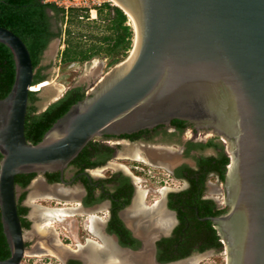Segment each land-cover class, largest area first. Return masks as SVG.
Instances as JSON below:
<instances>
[{
    "label": "water",
    "instance_id": "1",
    "mask_svg": "<svg viewBox=\"0 0 264 264\" xmlns=\"http://www.w3.org/2000/svg\"><path fill=\"white\" fill-rule=\"evenodd\" d=\"M114 1L135 24L129 66L119 68L128 59L115 66L36 145L26 138L25 122L30 94H39L33 88L45 81L35 83L25 42L0 26V43L16 65L13 87L0 100V212L10 249L0 264H23L34 254L18 212V175L63 173L96 137L132 134L174 119L213 127L230 141L228 208L201 220L212 221L223 238L226 264H264V0ZM68 249L58 251L64 264L68 258L85 264L82 250Z\"/></svg>",
    "mask_w": 264,
    "mask_h": 264
},
{
    "label": "flooded vegetation",
    "instance_id": "2",
    "mask_svg": "<svg viewBox=\"0 0 264 264\" xmlns=\"http://www.w3.org/2000/svg\"><path fill=\"white\" fill-rule=\"evenodd\" d=\"M48 16L50 17V32L53 33V37L39 61V66L44 68L41 74L45 78L46 75L43 74V71L47 67V58L50 60L55 58L56 61L60 51L65 50H61L62 28L61 25H58L61 18L55 12H53V16ZM59 63L63 64L62 55ZM69 64L74 65V62ZM45 78L40 81L45 80ZM81 87L87 96L86 87ZM35 106L38 108L37 101ZM176 120H172L169 124H160L132 134L96 137L88 144H91L89 147L91 150L90 165L89 162H76L78 156L63 173L55 171L43 175L42 180L46 186L58 188V191L52 195H41L46 197L44 200L51 201L53 207L48 209L70 210L73 217H78L76 222L74 220L68 222L70 235L59 233L57 230L54 232L52 227L53 248H59V251L62 246L70 248L69 242L74 241L75 248L70 249L79 253L81 250L90 248L91 245L101 248L105 239H110L114 242L117 250L120 247L143 252L146 248L145 236L137 233L134 226L128 223L125 214L138 209L151 213L154 208L162 207L165 214L169 216L165 224L166 230L157 234L156 231L159 229L155 228L152 231L156 233L150 236V253L159 263H162L159 261L160 255L168 252V245L162 242L167 239H175L176 230L183 222L186 229L190 228L192 212L197 217L199 216V201H213L218 210H227L225 178L222 181L220 174L216 171L215 160L220 158L222 151L229 156L226 144L230 141L215 134L213 127H199L193 122L178 120L183 122V128H180L175 123ZM188 129L191 133H186ZM206 131L213 132L212 138H205ZM210 143L217 144L219 147L211 146ZM131 147H138L140 155L122 156V154H127ZM210 149L212 153L207 152ZM160 154H168L175 157V160L168 161ZM118 160L125 162L123 164L116 163ZM229 167L230 164L227 169ZM150 169L155 172H151ZM107 172H110L108 176ZM48 174L55 177L54 181L49 180ZM36 176L33 180L34 183L38 180ZM202 178L204 183L201 185ZM212 179L218 183V190L215 189ZM144 181L145 183H143ZM176 183H180V186H177ZM199 186L202 189L201 187L199 189ZM26 189L21 188L19 198L23 193H26L21 205L27 207L30 212L31 205L24 204L28 195ZM219 193H222L224 201L218 199ZM41 196L36 195L31 204L38 207L39 204L36 205L35 201L43 199L39 198ZM61 197L65 201L60 200ZM42 208L46 207L42 206ZM29 212L26 217L31 222V229L33 221ZM181 212L186 214L183 215ZM116 214L123 226V229L119 228V231L126 230L129 232V236L125 237L124 234L110 230L112 223L116 226L114 218ZM79 218H85L83 225L80 224ZM198 219L203 218L198 217ZM91 220L100 224L98 233L91 231ZM38 227L40 228L41 225ZM30 229H24L25 233ZM190 230L192 229L190 228ZM36 236L34 238H38V235ZM128 239L131 242L126 243ZM221 239L223 244L221 249L212 248L199 252V246L202 245V242H198L191 247L193 251L189 256L172 262L187 261L194 256L224 253V242L222 237ZM178 240L183 241V237L179 236ZM26 242L29 246L28 240ZM178 247V245H174L175 249ZM73 260L78 261L79 264H84L79 258H68L65 264H69ZM61 262L64 264L62 260Z\"/></svg>",
    "mask_w": 264,
    "mask_h": 264
},
{
    "label": "trees",
    "instance_id": "3",
    "mask_svg": "<svg viewBox=\"0 0 264 264\" xmlns=\"http://www.w3.org/2000/svg\"><path fill=\"white\" fill-rule=\"evenodd\" d=\"M51 9L57 15H61L64 22V11L51 4H44L42 0H0V26L11 30L18 35L27 45L33 66L38 69L35 77V83L45 78L41 74L44 69L39 66L40 57L47 49L53 33L50 32V17L47 11ZM99 18L105 21V35L92 41L90 44H82V37H72L71 30L68 31L69 39L66 41V48L62 53V63L69 64L71 62H84L92 59L95 56L105 55L110 58V66H115L127 56L128 51L133 47V38H135L134 31L126 25L128 20L127 14L117 5L115 7L105 6L99 11ZM70 23L82 22L77 16L69 19ZM16 76V65L12 51L5 44L0 43V100L4 99L10 93ZM86 94L83 87H73L69 89L61 99L53 103L46 111L37 113L38 108L35 102L39 99L38 94H30L29 108L25 122V135L29 142L33 144L40 143L46 133L53 127V125L62 118L68 111L78 102L83 101ZM175 123L183 128V122L178 120ZM211 146L219 147L217 144L210 143ZM88 145L76 159V162H89L91 155ZM2 155L0 154V160ZM211 160V159H210ZM215 169L220 174L222 181L225 178V172L230 164V157L223 151L220 153V158L216 159ZM91 163L89 162V165ZM36 174H21L16 177V184L21 188H27L35 179ZM50 181H54L55 177L48 174ZM204 179H201V185ZM201 186H199L200 189ZM202 189V187H201ZM26 193L18 199V212L21 218L23 229H30L31 222L27 219L29 209L22 206ZM226 210H218L213 201H199L198 213L199 218L218 217L224 214ZM183 213V212H181ZM186 214V213H185ZM183 213V215H185ZM190 216V228L186 229L184 222L176 230L175 239H167L162 243L168 245L167 254L160 255L159 261L162 263L172 262L179 259L186 258L193 250V245L202 242L199 246V252L208 249H221L222 239L219 232L212 221H202L192 212ZM115 225H110L112 232L124 234L129 236L126 230L119 231L122 228L121 221L115 215ZM123 229V228H122ZM186 232V233H185ZM194 235V236H193ZM179 236L183 237V241H179ZM190 238V239H188ZM131 242L129 239L126 243ZM161 243V244H162ZM178 245V248H174ZM177 251V254L175 252ZM172 252V253H171ZM174 253V254H173ZM10 257V249L3 232L0 212V260H5ZM69 264H79L78 261H71Z\"/></svg>",
    "mask_w": 264,
    "mask_h": 264
},
{
    "label": "rangeland",
    "instance_id": "4",
    "mask_svg": "<svg viewBox=\"0 0 264 264\" xmlns=\"http://www.w3.org/2000/svg\"><path fill=\"white\" fill-rule=\"evenodd\" d=\"M51 16H53V14ZM59 17L61 19H60V23L58 21V25L59 26L61 25V28H62L61 50H64L66 47V41L69 39V35H68L69 30L73 31L72 37H78V36L82 37V44H90L92 41H96L94 37L98 36L97 38H99L102 35L106 34L105 32L106 23L100 18H99V21H82V22L70 23V21L66 19L63 22L61 15H59ZM126 25L129 26L131 30L134 31V34H135L133 23L130 21L129 17L126 22ZM134 41H135V38H133V47H134ZM133 47L128 51L127 56L120 63L126 61L130 57ZM62 52L63 51H60L59 57L57 58L56 61H55V58L53 60H50L49 58H47L46 60L47 67L43 71V74L46 75V78L44 80L45 82L42 83L43 87L41 88L38 94L39 99L37 100V105H38L37 113L43 112V110L45 109L48 103H52L56 99L62 98L63 95L69 89L73 87L85 86L86 93L90 94L92 91L98 88L99 84L103 81V79L107 76V74L110 73L115 68V66L120 64L118 63L117 65L111 67L109 65L111 62V59L106 58L105 55L103 54L99 56H95L92 59L84 61V62H74V65H71L68 63L61 64L59 62L61 59ZM189 130L190 129H188L186 133H191ZM212 134L213 132L206 131L205 138L206 139L212 138ZM223 139H226V138L223 137ZM226 147L228 150L229 142L228 144H226ZM139 151L140 150L138 147H133V148L131 147L128 149L127 151L128 153L122 154V156L131 157L130 154H133L135 156L140 155ZM207 152L212 153V150L211 149L207 150ZM118 162L123 164L125 161H122V160L116 161V163ZM150 170L151 172H155L153 171V169H150ZM109 174L110 172H107V176ZM212 182L215 184L214 185L215 189L218 190V186H219L218 183H216L213 179H212ZM143 183H145V181ZM169 183H171L170 180H169ZM176 185L180 186V183H176ZM29 188L30 189L28 190V195L25 199L24 204L31 205L29 215H30L31 220L33 221V225H32V228L25 233V236H26V240H28V245L31 251V248H35L38 244L42 243V240H39V238L38 239L34 238L35 235L38 234V231L36 230H38L39 228L38 222L34 220V216H33L34 209H38V207H40L41 205L46 208H51L53 206L51 205V201H47L48 199L44 200V199H37V198H36L37 200L35 201V204L36 205L39 204V206L37 207V206L32 205L31 202H33V200L35 199L34 197L32 198L30 196L33 190V185L30 186ZM221 194L220 193L218 194L219 195L218 199L223 200V197ZM141 202L144 203V201L142 200ZM77 219L78 217L70 216V217H67L63 222H57V223L55 222L52 224L54 228L53 231L57 230L59 233L70 235L68 233L69 231L68 222H70L71 220L75 221ZM79 219H80L79 220L80 224H82L83 222L85 223V218H79ZM76 225H78V223H76ZM40 234H42V232H40ZM74 243H75L74 241H70L69 244L71 245V247L70 246L69 247L72 249L75 248ZM34 254H31L30 256L26 257L25 260L23 261V264H62L60 257L53 258V256L51 255H43V254L34 255ZM195 258L199 259L198 260L199 264H226L225 254L222 252L217 253V254H209L207 256L206 255L205 256H194L190 258L189 260L195 259Z\"/></svg>",
    "mask_w": 264,
    "mask_h": 264
},
{
    "label": "bare ground",
    "instance_id": "5",
    "mask_svg": "<svg viewBox=\"0 0 264 264\" xmlns=\"http://www.w3.org/2000/svg\"><path fill=\"white\" fill-rule=\"evenodd\" d=\"M112 1L114 2V5H117L119 7V5L114 0ZM126 14L129 17L130 21L133 23L134 30H135V24H134L132 16L128 13ZM128 60L125 63H123V65H121L122 67H119V68L126 67L127 65L129 66L131 59H128ZM42 87H43L42 83L39 85H36L33 88V91H40ZM160 155L165 157V159L168 161L175 160V157L169 156L168 154H160ZM57 191H58V188L48 187L45 185L42 179H38L34 183L33 190L30 196L32 198L33 197L35 198L36 195H40V196L47 195V194L52 195ZM72 215H73L72 211L64 210V209L62 210L61 209H48V208H42V207H38V209H34V212H33L34 220L38 222V226L41 225V227L38 228L39 232L37 235H38L39 240H42V243L38 244L35 247L33 253L51 255L56 258L60 257L58 254L59 248L55 249L52 246V242H53V239H52L53 234L51 232L52 227H53L52 224L55 222L56 223L63 222L67 217H70ZM125 218L127 219L128 223L134 226L137 233L141 234L142 236H145V242H146L145 251H143L142 254H139V255L126 254L123 251L117 250L112 240L105 239L101 248L96 247L95 245H91L90 248H87L84 251H81L82 258L84 259L85 264H154L153 256L150 253L151 252L150 236L156 232L158 234L166 230L165 224L167 223L169 216L165 214V211L162 207H156L152 210L151 213L150 211L148 212V211L139 210V209L126 212ZM141 225L143 228L141 227ZM155 228H158L159 230L156 232L152 231ZM90 229L92 232L98 233V231L100 230V224L91 220ZM40 232H42V234H40ZM71 252H74V251L72 250ZM198 260H199L198 258H195V259L180 262L177 264H198Z\"/></svg>",
    "mask_w": 264,
    "mask_h": 264
},
{
    "label": "built area",
    "instance_id": "6",
    "mask_svg": "<svg viewBox=\"0 0 264 264\" xmlns=\"http://www.w3.org/2000/svg\"><path fill=\"white\" fill-rule=\"evenodd\" d=\"M64 11V17L69 20L77 16L81 21H99V11L105 6L115 7L112 0H42Z\"/></svg>",
    "mask_w": 264,
    "mask_h": 264
}]
</instances>
